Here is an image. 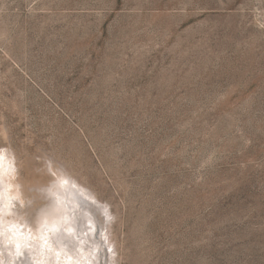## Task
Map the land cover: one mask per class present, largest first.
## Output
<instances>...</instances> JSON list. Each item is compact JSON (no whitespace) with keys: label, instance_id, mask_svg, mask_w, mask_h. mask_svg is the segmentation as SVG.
<instances>
[{"label":"rangeland","instance_id":"374dc122","mask_svg":"<svg viewBox=\"0 0 264 264\" xmlns=\"http://www.w3.org/2000/svg\"><path fill=\"white\" fill-rule=\"evenodd\" d=\"M84 204L107 264H264V0H0V244Z\"/></svg>","mask_w":264,"mask_h":264},{"label":"bare ground","instance_id":"6f19581e","mask_svg":"<svg viewBox=\"0 0 264 264\" xmlns=\"http://www.w3.org/2000/svg\"><path fill=\"white\" fill-rule=\"evenodd\" d=\"M82 193H84V192L82 191ZM81 195H82V197H81L82 199H83V197L85 198V196H86L85 194H81ZM75 198H77V197H75ZM91 198H93V197H91ZM80 204H81V202H80ZM91 205L92 204H90V205L84 204V206H85V207L83 206L84 213L81 215L83 217H80V216L76 217L75 216V218H74L75 224L74 225L69 224L68 226H66V225L63 226V230H62L63 233L61 232L60 235H59V233H56L54 235V237H53V233H52V236H50V237H52L53 240L51 241V244L49 246L50 249L47 252L45 250L46 246L43 247L44 244H42V246L40 243L37 244V242H36V244H34V241L32 240L33 242H31L29 244L32 248L29 247L30 249H26L24 246L20 248L19 247L20 245H19L18 248L15 249V251L14 250L11 251L12 256H10V255H8L9 253H7L8 252L7 248L4 249L3 244H0V246L3 247V248L0 247V250L1 249L4 250L3 253H4L6 263L7 264H9V263L10 264H33L32 256H34V255H37V256H41V255L47 256L48 255L50 258V261H53L55 259L54 256L58 254V253L56 254V252H60V254L65 253L68 255V257L70 256V257H73L74 259H76V257H77V259H78V254H79V251L81 249L84 250L85 248H89V249L92 248V251L94 253L93 264H107V258H108V253H109L108 248L109 247L106 244L107 243L106 240H103V233H104L105 226L103 225V222L100 219V217H98L96 210L94 209V207H91ZM72 209L73 208H71V210ZM73 213L75 214V212H73ZM71 221H73V218ZM64 224H65V222H64ZM15 231H17V230H15ZM13 239H14V236L12 235V240ZM0 242H1V240H0ZM14 243H15V240H14ZM12 244H13V242H12ZM12 244L11 245L8 244V246H10L9 249L14 248ZM16 247L17 246H15V248ZM15 253H17V254H15ZM70 257L68 258V260L71 259ZM10 259H12V260H10ZM108 262H110V261H108Z\"/></svg>","mask_w":264,"mask_h":264}]
</instances>
